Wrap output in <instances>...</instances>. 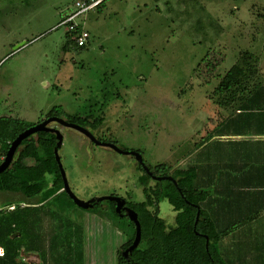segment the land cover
<instances>
[{
  "label": "rangeland",
  "instance_id": "obj_1",
  "mask_svg": "<svg viewBox=\"0 0 264 264\" xmlns=\"http://www.w3.org/2000/svg\"><path fill=\"white\" fill-rule=\"evenodd\" d=\"M77 1L83 0H0V116L34 125L60 106L67 115L100 119L102 138L139 152L147 166L160 165L166 174L191 161L208 115L217 107L235 109L247 94L240 89L262 81L264 0H106L81 18L90 35L81 49L59 26ZM234 66L238 76L226 91L224 77ZM61 133L58 155L79 200L112 190L124 196L137 185L141 172L132 157L95 148L74 130ZM175 216L167 201L159 204L168 231ZM41 219L46 258L51 243L66 246L77 233L83 264H118L130 238L126 222L106 209L45 203ZM223 230L218 247L229 263L264 243V223ZM19 259L42 264L34 252L22 251ZM239 264H264V250Z\"/></svg>",
  "mask_w": 264,
  "mask_h": 264
},
{
  "label": "trees",
  "instance_id": "obj_2",
  "mask_svg": "<svg viewBox=\"0 0 264 264\" xmlns=\"http://www.w3.org/2000/svg\"><path fill=\"white\" fill-rule=\"evenodd\" d=\"M105 1L95 9H100ZM66 35L69 38L68 42L73 44L70 33L67 32ZM234 70H237V67H232L224 77V80L227 81L226 91L232 89V83L238 76L233 75L232 71ZM251 87L250 89L249 87L240 89V92L247 93V99L238 107L239 115L242 113L254 114L257 115V119H260L264 85L257 84ZM220 88L221 86L218 87V89ZM48 115L62 117L67 114L58 106L53 107ZM68 121L81 126L88 125L86 121L78 118ZM31 126L33 125L26 124L17 118L0 117L2 155H5L10 143ZM55 146V135L47 132H39L35 136L25 139L18 147L17 159L0 174V193L8 198L6 206L13 203L40 204V206L34 207L16 205L13 211L0 210V248L3 249L0 264H28L19 259L22 251L39 254L42 264H83L84 255L80 247L81 235L77 233L73 236L74 241H67L66 246L58 245V242L51 243L47 249V258L45 256L47 240L41 230L44 204L51 203L61 208L74 207V203L65 193L57 194L62 187V180L53 153ZM25 161H33L35 164L26 168ZM208 165L211 166V164L206 166ZM149 170L155 176L166 175L160 165L154 168L149 167ZM244 170V168L240 169L239 173ZM220 171L221 169L209 167L208 173L204 172L205 176L209 177L210 175L208 183L203 181L201 184H197L196 179L199 171L196 168L193 167L185 171L177 168L172 175L177 183L176 186L170 181L158 182L157 186L162 189L158 192L159 198L166 199L178 212L176 227L168 231L163 220L147 211L143 204L132 207L140 224L141 239L138 247L129 255L128 262L121 257V254L118 255V264H230L224 261L218 247L222 237L220 235L224 230L216 227V224L202 208V204L213 192H216L214 190L215 176ZM50 177L53 179L49 183L48 178ZM141 179L145 182L148 176L144 173ZM243 181L246 180L242 177L236 178L235 182H231L230 186L220 191L225 199L224 202L219 203L221 214L235 211L233 207L236 197L249 192L261 193L264 191V189H260L264 187H255L254 184H247ZM210 204L214 206L213 202ZM198 210L199 216L195 224ZM261 210H264V203L260 204L250 217L258 214ZM124 222L130 230V238L122 247V251L131 245L135 236L133 223L127 218ZM229 229L231 227H227L225 231ZM204 237H207V245Z\"/></svg>",
  "mask_w": 264,
  "mask_h": 264
},
{
  "label": "crops",
  "instance_id": "obj_3",
  "mask_svg": "<svg viewBox=\"0 0 264 264\" xmlns=\"http://www.w3.org/2000/svg\"><path fill=\"white\" fill-rule=\"evenodd\" d=\"M260 84L264 85V73ZM246 99L247 95L237 99L238 106L235 109L226 111L217 107L216 115H208L206 124L203 122L200 126L201 130L198 131L197 141L193 144L191 161L183 163V167L178 164L173 166V169L178 168L182 171L196 168L199 171L196 179L197 184H201L203 181L208 183L210 175L207 177L204 172L208 173L209 167L221 169L215 176L214 190L216 192L211 190L213 193L202 204L205 214L220 230L227 227L241 228L245 224L264 223V210L250 217L256 208L264 203V191L261 193L249 192L236 197L233 213L221 214L219 212V203L225 200L220 191L230 186L231 182H235L236 178L242 177L246 180L243 182L247 184L264 187V92L261 98L260 119H257V115L254 114L242 113L239 115L238 107ZM207 164H211V166H206ZM243 168L244 172L239 173ZM211 202L214 203V206L210 204ZM261 250H264V243L258 250L246 254L230 264H239L242 259L253 256Z\"/></svg>",
  "mask_w": 264,
  "mask_h": 264
},
{
  "label": "flooded vegetation",
  "instance_id": "obj_4",
  "mask_svg": "<svg viewBox=\"0 0 264 264\" xmlns=\"http://www.w3.org/2000/svg\"><path fill=\"white\" fill-rule=\"evenodd\" d=\"M50 118H58V119L63 120L67 124L76 125V126L82 128V129H84L85 131H87V133L93 137V140H92L88 135H86L85 133H83L81 131H78V130L73 129L71 127H68V126H65L63 124L57 123L56 121H53V122H51L47 126V128H52V129L58 130L59 133H60V135H61V137H62V143H63V136H62V133H61V129L62 128H67V129L74 130V131L82 134L85 137V141L88 144H90L91 146L95 147V148H107V149H111L113 152H115V153H117L119 155L132 157L134 159V165H136V168L141 172V176L137 179V182H138L137 185H136L135 182H133L134 183V187L132 188V190L130 192H126L124 194V196H121V195L117 194V191L116 190H112V191L109 192L108 195L91 198V199H97V198H103V197H113V198H118V199L122 200L124 202V204L121 207L120 214L123 215V216H120L119 214H117L115 212V209H116V206L117 205H116V203L114 201L103 200L101 202L93 203V208H89V209H81V208L77 207L75 204H74V207H77L78 209H81L83 211H88V212H93V211L95 212V211H100V210L106 209L109 212V214H112L114 216V218H116V219H118V220L121 221V220H125V218H127L126 216H124V211H123L124 208H129L132 211H134L132 209V207H134V206H136L138 204H143L145 206V208H146L147 211H149L151 214L156 215L159 218V204L161 202L167 201V200L166 199H160L159 198L158 192H160L162 189L159 188L157 186V184H158V182L170 181V180H161V181H158L157 178L171 177L173 179V177H172L173 171H174L173 168L171 169V171H169L168 173H166V175H164V176H155L149 170V166L146 165V163L144 162V160H143V158H142V156H141V154L139 152L121 149V148L117 147L116 144L113 143L112 141L108 140L107 138H102L100 136L101 135V132H102V127H103V124L101 125V123H100V119H95V118L93 119V118L88 117V116L85 117V116H80V115H63L62 117L47 115V117H45L43 120L39 121L38 123H40L42 121H45V120H48ZM72 118H78V119L84 120V121L87 122L88 125L87 126H81V125H79V124H77L75 122L68 121V120H70ZM38 123H36V124H38ZM56 143H57V141H56ZM97 143H99V144H97ZM102 144H110V145H113V146H115L117 148L118 151H116V150H114V149H112L110 147L103 146ZM61 146H62V144H61ZM132 153H137V154H139L141 156V162H142L143 165L141 163H139V161L137 160L136 156L134 154H132ZM143 166L145 168H147L148 171H146ZM59 173H60V171H59ZM144 173L148 176V179H146L145 182H143L142 179H141L143 177V174ZM60 176H61V174H60ZM50 178H48L49 179L48 180L49 183H50V180L52 181V179H53L52 177H50ZM65 178H66V175H65ZM61 180H62V178H61ZM66 181H67V178H66ZM129 182H132V181H129ZM67 183H68V181H67ZM50 187H52V186L50 185ZM68 187H69V184H68ZM135 188H137L139 191H141V192H138V193H140V196L141 197L139 196L138 193L137 194L134 193ZM69 190L71 191L70 188H69ZM131 192L133 194H131ZM60 193H65L67 195V197L70 199L69 195L65 191H63V183H62L61 189L58 190L57 194H60ZM0 194H2V193H0ZM72 194L75 196V194L73 192H72ZM134 194H135V197H133ZM127 196H130L131 198L129 197L130 199H128ZM142 196H143V200H142ZM137 197H140L141 198L140 201H138L136 199ZM91 199H89V200H91ZM89 200H87V201H89ZM0 203L2 205H4L6 203L5 199L3 198L2 201L0 200ZM103 204H106V205L103 206ZM29 206H32V207H34V206H40V204H38V205H26L25 204L24 207H29ZM170 206L173 208L172 205H170ZM68 208H71V207H68ZM173 211L176 213V216H177V213L178 212L175 211L174 208H173ZM176 216L174 218L175 223H176ZM163 222L165 223V221H163ZM166 229H167V227H166ZM122 252H121V254H122ZM125 261L128 262V260H125Z\"/></svg>",
  "mask_w": 264,
  "mask_h": 264
},
{
  "label": "water",
  "instance_id": "obj_5",
  "mask_svg": "<svg viewBox=\"0 0 264 264\" xmlns=\"http://www.w3.org/2000/svg\"><path fill=\"white\" fill-rule=\"evenodd\" d=\"M25 45V42L19 44L17 47H15L14 51H17L18 49H20L21 47H23ZM53 121H56L57 123H60V124H63L65 126H68V127H71L73 129H76L78 131H81L83 133H85L86 135H88L92 140H93V137L91 135H89L87 133V131H85L84 129L76 126V125H72V124H67L65 123L63 120L61 119H58V118H50L48 120H45V121H42L38 124H35L31 127H29L28 129H26L25 131H23L22 133H20L11 143H10V146L8 148V150L6 151L4 157H3V160L1 161L0 163V174H2L4 171H6L10 165L17 159L18 157V147L20 146V144L22 143V141H24L25 139L31 137V136H34L36 135L37 133L39 132H47V133H50V134H53L55 135V138H56V146L53 150V153H54V157H55V161L57 163V166H58V169L60 171V174H61V178H62V183H63V191H65L70 199L74 202V204L81 208V209H89V208H93V203H97V202H101L103 200H108V201H114L116 203V209H115V212L117 214H119L120 216H123L120 214V210H121V207L122 205L124 204V202L118 198H113V197H103V198H97V199H91L89 201H82V200H79L77 197H75L72 192L69 190V187H68V183L66 181V178H65V172H64V169L61 165V161H60V158H59V155H58V150L59 148L61 147V144H62V137L59 133L58 130H55V129H52V128H47V126L53 122ZM99 144V143H97ZM103 146H107V147H110L116 151L117 148L113 145H110V144H102ZM136 156L137 160L139 161V163L142 164L141 162V156L137 153H132ZM143 165V164H142ZM144 167V166H143ZM144 169L146 171L147 168L144 167ZM158 181H161V180H170L175 186L177 185L176 181L173 180L171 177H162V178H157ZM124 211V216H126L134 225L135 227V236H134V239L131 243V245L126 248L122 254H121V257L125 260H128V257L129 255L132 253L133 250H135L139 243H140V239H141V228H140V224H139V221H138V217H137V214L132 211L131 209L129 208H124L123 209ZM198 216H199V210L197 211V214H196V219H195V224L198 220ZM205 240H206V245L208 244V240H207V237H204Z\"/></svg>",
  "mask_w": 264,
  "mask_h": 264
},
{
  "label": "built area",
  "instance_id": "obj_6",
  "mask_svg": "<svg viewBox=\"0 0 264 264\" xmlns=\"http://www.w3.org/2000/svg\"><path fill=\"white\" fill-rule=\"evenodd\" d=\"M105 0H83L77 1L74 4V8L64 14L59 26L66 27V32L70 33L71 40L77 48H84L90 37L89 33L83 28L80 23L81 18L90 10L95 9ZM3 157H0V161ZM16 205L24 207V203H13L12 205L6 206L5 210L13 211ZM3 256V249L0 248V257Z\"/></svg>",
  "mask_w": 264,
  "mask_h": 264
}]
</instances>
